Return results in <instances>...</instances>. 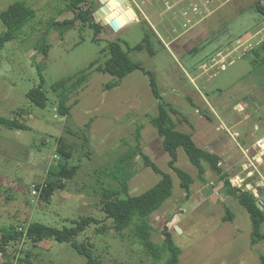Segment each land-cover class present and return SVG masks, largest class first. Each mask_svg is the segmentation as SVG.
<instances>
[{"label": "rangeland", "instance_id": "rangeland-1", "mask_svg": "<svg viewBox=\"0 0 264 264\" xmlns=\"http://www.w3.org/2000/svg\"><path fill=\"white\" fill-rule=\"evenodd\" d=\"M239 1L240 14L233 15V6L224 5L223 0H156L158 12L152 16V0H131L135 12L141 13L163 45L154 37L155 55L143 51L131 53L130 58L142 63L157 78L163 101L180 114L173 116L176 121L181 120L180 131L193 135L210 126L212 132L217 130L223 135L227 128L231 134L248 129L253 140L264 136V48L259 58L246 44L264 28V20L253 9L256 2L264 4V0ZM16 2L33 7L36 17L0 51V116L18 119L29 130L11 131L0 125V228L14 225L25 232L31 223H40L63 229L90 216L99 223L92 224L77 240L92 243L98 264H163L170 258V251L163 248L165 228L181 251L178 264H263L264 246L252 245L250 217L234 197L226 194L219 176L206 164L207 172L200 180L198 170L185 151L179 149L177 166L194 178L187 196L179 178L168 167L170 157L150 123L158 115L159 102L152 94L149 77L135 71L119 87L109 89L108 84L115 79L89 69L92 62L102 64L107 60L110 42L121 40L131 47L139 44L148 27L141 22L142 17L137 13L136 21L120 23L124 27L116 32L93 14V23L103 28L96 36L81 20L72 23L74 14L64 11L61 0H0V12ZM93 5L96 11L102 7L99 1ZM53 22L59 26H53ZM5 32L0 19V36ZM237 41L243 45L240 47ZM45 44L49 45L47 56L42 51ZM228 46L235 49L231 57L215 64L218 51ZM39 68L49 96L45 109L36 107L26 97L40 86ZM81 72L88 75L89 81L70 96V115L62 117L58 98L50 87ZM253 100L263 104L261 110L250 108ZM238 103L246 108L245 112L234 108ZM249 113L252 116L245 122L247 128H233ZM257 120L260 124L254 132ZM140 128L145 153L163 172L171 173L174 182L173 195L150 219L152 240L162 248L160 260L144 248L133 227L117 232L101 206L102 189L116 185L108 174L117 160L136 146ZM81 132L88 136L85 148L84 139L79 137ZM235 139L236 145L230 142L231 152L244 160L240 148L243 141ZM65 146L71 147L67 148L72 153L69 163L79 166L78 174L64 189L56 191L50 202H44L40 194L33 195L32 186L46 183L49 168L64 162L58 150ZM135 165L131 196L144 193L162 179L152 169H145L139 156ZM220 167L238 186L235 176L242 173L240 166L223 162ZM260 170L264 171V165ZM7 254L11 264L88 261L70 243L54 240H45L35 247L27 240L13 242L8 244Z\"/></svg>", "mask_w": 264, "mask_h": 264}, {"label": "trees", "instance_id": "trees-1", "mask_svg": "<svg viewBox=\"0 0 264 264\" xmlns=\"http://www.w3.org/2000/svg\"><path fill=\"white\" fill-rule=\"evenodd\" d=\"M65 4V10L74 14L75 20H81L95 31L97 36L103 30L102 26L94 24L92 21L93 14L96 9L93 2L98 0H61ZM254 11L264 20V4L257 2L253 5ZM140 17L141 13L137 11ZM36 17V10L25 2H16L8 7L4 12H0V19L6 27L4 35L0 36V51L4 49L6 43L16 38V33L23 30ZM141 22H144L148 27L145 30L143 40L136 46L115 40L109 43L107 51L109 57L107 60L99 64L98 61L92 62L89 69L96 73L108 74L115 80L108 84L109 89L119 87L122 81L135 71H141L149 77V84L152 94L158 103V115L150 119V123L157 130V133L162 141L164 150L168 153L170 161L169 168L177 175L180 180L181 188L186 192L187 196L191 192V187L194 183V178L177 166L178 150L183 149L188 157L189 162L198 170L200 180L206 174V164L215 172L224 185V189L228 196L234 197L240 205L248 213L252 224V245L262 243L264 246V210L259 206V200L252 190H248L245 186L238 187L232 184L229 175L219 166L221 157L216 154H211L195 143L192 134L180 131L178 122L173 116H180L179 112L163 101L161 90L159 88L157 78L150 71H147L142 63L135 62L130 58L131 53L147 51L151 55H155L153 50V38L156 37L161 45L160 38L151 28L148 22L142 17ZM67 24V23H66ZM53 26L59 24L53 22ZM125 46V47H124ZM260 47L252 46L249 48L255 56L261 57ZM49 45L45 44L42 51L47 56ZM106 50H103L105 52ZM264 60H261V62ZM41 78L40 86L30 90L26 97L36 107L45 109L49 102V96L44 91L45 79L42 75V70L39 68ZM89 77L84 72L63 78L54 83L50 89L58 98V112L62 117L70 115V107L67 102L71 95L78 93L79 90L88 83ZM184 122L189 123L188 119L182 117ZM0 125L11 131H27L29 128L18 119H9L0 116ZM141 128L137 132L136 146L130 147L125 155L121 156L108 174L115 186L103 188L101 191V206L106 214V218L114 223V228L117 232H123L126 229L133 227L136 237L140 240L144 248L154 257L155 260L161 259L162 248L157 246L152 240V227L150 224L151 216L159 211L168 199L173 195L174 182L173 177L169 173L163 172L155 162L145 153L141 144ZM79 137L84 139L83 147L88 146V136L86 132H81ZM68 146L60 148L58 153L64 159V162H58L52 165L48 170L49 180L46 183L36 185L41 189L40 199L44 202H50L55 192L66 187V183L73 181L78 174L79 166H70L72 158L71 149ZM140 157L143 160V167L150 168L154 173L162 176L160 182L144 193L131 196L130 181L136 175L134 167L136 166V158ZM230 219L231 213L227 210ZM99 222L93 217H83L80 220L72 222L70 228L58 229L49 227L40 223H31L26 228L25 232L19 231L14 225L0 228V255L3 259V264H11L10 257L7 254L8 244L13 242H21L27 240L33 243L34 247L45 240H54L59 243H70L71 246L82 256L86 257L87 264H98L92 250V243L84 240L79 243L77 238L85 234L92 224ZM164 247L170 251V258L163 264H178L181 255L180 249L174 244L172 235L168 228L163 231ZM29 256V254H28ZM22 260V259H21ZM20 260V262H21ZM23 261V260H22ZM263 264L264 259L262 258Z\"/></svg>", "mask_w": 264, "mask_h": 264}, {"label": "crops", "instance_id": "crops-1", "mask_svg": "<svg viewBox=\"0 0 264 264\" xmlns=\"http://www.w3.org/2000/svg\"><path fill=\"white\" fill-rule=\"evenodd\" d=\"M223 1L226 2L224 5L233 6V11H234L233 15L240 14V6L237 5L240 2L239 0H223ZM152 2H153V7H152L153 14L151 15L153 16L154 14H157L158 9L154 5L156 0H152ZM207 3H210V2H207ZM132 22L133 21L129 23H132ZM259 35H263V38H258ZM252 40H255V41L253 42ZM237 42L240 44L239 45L240 47L241 45H243L241 44L240 41H237ZM248 42H252V44L257 47H260L261 45H263L264 44V28L258 33H256L255 35H253L250 39L246 40V43ZM234 51L235 49L233 50L229 46L225 47L223 51H218L217 53V58H219V60H213V62L217 64V63H221L225 61L227 58L231 57ZM262 62L264 63V61ZM232 63L233 61L230 62V64ZM223 66L224 65L222 64V67ZM253 102L255 105L253 104L250 108L254 107L256 109L261 110V108L263 107V104L260 101L257 102L256 100H253ZM234 108L235 109L239 108V110L244 111V112L246 111V108L242 106L240 103L236 104ZM251 116H252V113L246 114L244 119L239 120L238 123H236L233 128L239 129L241 126H245V122L251 119ZM206 120L209 121V119H206ZM258 124H260V120H257L254 122V128H253L254 132L258 129ZM209 125H212V124H209ZM226 130H227V133L223 135V134L218 133L217 130H216V133L212 132L210 129V126H208V128L206 129L201 128L198 131H194L193 132L194 134L192 135V137L193 139L195 138L197 142L199 143L198 145V143L194 139L198 147H200L201 149H203L204 151L208 153L216 154L219 157H221V163H220L221 166H223V162L227 164L235 162L238 166H240L242 173L235 176V179L239 181L238 187L245 186L249 190H252L253 193L258 198L259 204L261 201H263L264 203V171L262 172L260 170V168L263 167L264 165V136L256 140H253L252 139L253 136L252 134H250V130L248 129H244L243 131H239V132L235 131L232 134L228 131L227 128ZM235 138L242 139L243 141V145L240 146L239 143L237 145L240 146L242 150L244 160H239V157L237 156V154L235 152H231L230 142L232 141V143L236 145ZM260 144L262 145L260 146ZM251 168L252 170H249ZM243 172L244 174L246 173L245 176H243ZM261 208L262 210H264V207L261 206Z\"/></svg>", "mask_w": 264, "mask_h": 264}, {"label": "water", "instance_id": "water-1", "mask_svg": "<svg viewBox=\"0 0 264 264\" xmlns=\"http://www.w3.org/2000/svg\"><path fill=\"white\" fill-rule=\"evenodd\" d=\"M100 2V4L102 5V7L96 11V16H98L100 19L103 20V23L107 26H109L110 28H112L114 31H119L121 30L124 26H122L119 22V20L113 19L111 21H108V18L104 16H102L105 11L109 12L110 11V7H109V0H98ZM116 2V4L119 6V8H121L124 13L127 15L128 11H131L133 15H135V17L133 18L132 21H136L137 18V13L135 12V10L133 9V4L131 2V0H114ZM115 12H118V10H115ZM114 13V12H112ZM260 206V205H259Z\"/></svg>", "mask_w": 264, "mask_h": 264}, {"label": "bare ground", "instance_id": "bare-ground-1", "mask_svg": "<svg viewBox=\"0 0 264 264\" xmlns=\"http://www.w3.org/2000/svg\"><path fill=\"white\" fill-rule=\"evenodd\" d=\"M112 1L113 0H109L110 11L109 12L105 11V13L102 16L107 17L108 20L110 21L117 18L121 24H127L131 22L135 17V15H133L131 11H128L126 15L124 11L121 8H119L116 2L111 4ZM115 10H118V12H115Z\"/></svg>", "mask_w": 264, "mask_h": 264}, {"label": "built area", "instance_id": "built-area-1", "mask_svg": "<svg viewBox=\"0 0 264 264\" xmlns=\"http://www.w3.org/2000/svg\"><path fill=\"white\" fill-rule=\"evenodd\" d=\"M246 44L249 45V46H248V49H249V48H252V46H254V45L252 44V42H248V43H246ZM224 68H225V66L222 67V69H224ZM261 145H262V144H260V146H261ZM219 166H221V164H220ZM32 188H33V195H39V194L41 193V189H38L36 185H33ZM259 205H261V206L264 207V203H263V201H261Z\"/></svg>", "mask_w": 264, "mask_h": 264}]
</instances>
